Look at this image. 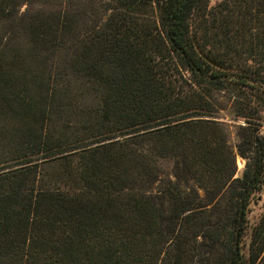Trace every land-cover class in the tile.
<instances>
[{
  "label": "trees",
  "instance_id": "obj_1",
  "mask_svg": "<svg viewBox=\"0 0 264 264\" xmlns=\"http://www.w3.org/2000/svg\"><path fill=\"white\" fill-rule=\"evenodd\" d=\"M263 120L264 0H0V264H264Z\"/></svg>",
  "mask_w": 264,
  "mask_h": 264
},
{
  "label": "rangeland",
  "instance_id": "obj_2",
  "mask_svg": "<svg viewBox=\"0 0 264 264\" xmlns=\"http://www.w3.org/2000/svg\"><path fill=\"white\" fill-rule=\"evenodd\" d=\"M216 1H220V0H211V5H214ZM234 95L235 93L230 90L217 94V99L221 103V109L215 112L214 120L220 122L226 130L227 144L235 155L237 171H238V175L240 176L246 161L239 155L237 151V145L240 141V127L245 126L246 124L242 120L237 119L235 117V113L233 110V100H232ZM263 127H264V120H263ZM163 178L166 179V176H164ZM263 211H264V187L262 191L259 194H257V199L255 200V203L251 204L250 206V212L248 215L249 227H252L257 222L258 218L260 217Z\"/></svg>",
  "mask_w": 264,
  "mask_h": 264
}]
</instances>
